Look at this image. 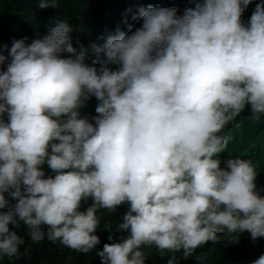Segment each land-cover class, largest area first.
Wrapping results in <instances>:
<instances>
[{
  "label": "clouds",
  "instance_id": "1",
  "mask_svg": "<svg viewBox=\"0 0 264 264\" xmlns=\"http://www.w3.org/2000/svg\"><path fill=\"white\" fill-rule=\"evenodd\" d=\"M250 3L196 0L182 14L139 5L126 11L140 26L102 43L77 40L79 48L56 17L47 34L3 45L0 255H20L25 241L10 225L21 222L32 242L97 249L98 209L122 203L112 231L126 235L108 236L96 251L101 264H146L144 245L188 257L219 234L264 237L255 165L230 155L221 166L220 156L230 139L223 129L245 108L264 116V3L245 23ZM250 264H264V253Z\"/></svg>",
  "mask_w": 264,
  "mask_h": 264
},
{
  "label": "trees",
  "instance_id": "2",
  "mask_svg": "<svg viewBox=\"0 0 264 264\" xmlns=\"http://www.w3.org/2000/svg\"><path fill=\"white\" fill-rule=\"evenodd\" d=\"M196 0H57L58 7H40V0H0V52L7 54L14 39L28 37V42L36 36H43L48 32V25L54 22L56 17L68 21L72 26L73 44L79 40L85 46L95 41L102 43L103 39L117 28L129 31V25L133 28L140 26V19H132V12L126 10L132 8L138 10L139 5L159 4L162 6H176L182 14L184 8L194 6ZM257 3L264 0H251L249 6L242 13V21L247 22ZM127 17V20H125ZM90 60L92 57L91 53ZM89 60V62H90ZM97 100L92 97L86 105V111L96 115L95 106ZM223 132L230 137L223 153V158L228 156H241L250 159L255 165L257 173L256 183L258 187L264 186V116L256 120L245 108L235 120L231 121ZM53 174L51 169H45V175ZM14 202V201H13ZM91 200L82 202L81 210L86 208ZM128 204L122 203L116 211L110 209H98L99 224L96 229L101 243L97 249L103 247L105 242H113L126 235L123 231H112L122 220V215L127 211ZM14 227L25 243L20 246V255L9 258L0 255V264H101L100 257L96 255L97 249L87 253L62 245L59 241H51L47 236L39 242H32L26 231V226L21 222ZM113 235V241L108 236ZM220 238L213 242L208 241L188 257L183 255V250L168 251L163 254L155 245H144L142 250L146 257V264H166L167 259L175 255L177 264H250V261L264 253V237L252 240L250 233L245 230L242 233H234L229 238L219 234ZM71 256V259L67 258Z\"/></svg>",
  "mask_w": 264,
  "mask_h": 264
}]
</instances>
